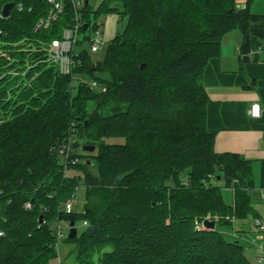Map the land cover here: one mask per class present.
Returning <instances> with one entry per match:
<instances>
[{
  "label": "trees",
  "instance_id": "16d2710c",
  "mask_svg": "<svg viewBox=\"0 0 264 264\" xmlns=\"http://www.w3.org/2000/svg\"><path fill=\"white\" fill-rule=\"evenodd\" d=\"M10 2V16L0 14V264H51L58 223L79 219L87 224L67 237L77 264H252L217 229L258 216L252 163L215 150L203 74L233 30L243 35V61L264 53V13L251 10L253 0H103L102 11L127 18L126 28L103 62L83 49L69 75L47 49L74 24L70 0L48 27H38L48 0L1 1ZM91 14L85 4L82 19L91 23ZM77 74L90 81L76 87ZM113 137L124 142L105 143ZM77 138L98 149L83 164L72 161ZM73 168L85 177L81 215L62 210L80 186ZM223 188L232 190L229 203Z\"/></svg>",
  "mask_w": 264,
  "mask_h": 264
},
{
  "label": "crops",
  "instance_id": "0c3cea01",
  "mask_svg": "<svg viewBox=\"0 0 264 264\" xmlns=\"http://www.w3.org/2000/svg\"><path fill=\"white\" fill-rule=\"evenodd\" d=\"M238 6L246 5L240 1ZM260 8L264 13V8ZM234 31L237 30L224 36L221 54L211 58L204 70L203 83L209 98L207 125L216 131L217 152L237 153L252 163L255 185L249 192L258 216L245 220L241 226L248 230L251 224L247 225V221H253V231L257 232L260 230L255 226V220L260 218L264 222V187L261 185L264 161V53L257 61H243V35H234ZM256 103L261 106L259 117L250 114L252 104Z\"/></svg>",
  "mask_w": 264,
  "mask_h": 264
},
{
  "label": "rangeland",
  "instance_id": "374dc122",
  "mask_svg": "<svg viewBox=\"0 0 264 264\" xmlns=\"http://www.w3.org/2000/svg\"><path fill=\"white\" fill-rule=\"evenodd\" d=\"M1 1L2 0H0V14H1V4H2ZM88 1H89L91 13H92L90 30L92 29L93 24L95 23L100 24V28L102 30V34H103L104 40L106 41V44L103 47V49H101L98 52H92L89 47V44L87 43L84 45V49L88 51V54L93 62L95 63L103 62L106 58L108 43L110 42L111 39L121 34L125 30L126 24H127V18H124L122 15L115 13V12L102 11L101 7H102L103 0H88ZM240 1L242 2L244 1L245 5L248 2V0H237L238 3ZM84 2L85 0H83L82 5H79L80 9H82L85 6ZM260 7L264 8V0H253L251 4V10L253 12L260 11V12H255V13H261V11L263 10ZM21 11H24V9L18 10V12H21ZM83 34L84 32H81L80 36L82 37ZM232 34L234 35L241 34V31L237 30V31H234ZM98 76L100 75L98 74ZM79 80L90 81V78L84 75H81V74H77L75 77L76 87L78 86ZM77 139H78L79 144L74 148L75 149L74 153H76V155L79 157L78 161H80L81 164H83L86 161L87 156L98 154V149L92 154L84 151L83 146L85 145V139L83 138H77ZM123 142H124V139L120 137H113V138L105 139V143H108V144L123 143ZM91 160H92V163L89 166L90 172L93 175H99V170H98L96 160L93 158ZM68 175L70 177L76 176L77 178H79L80 176L81 178L80 186L76 190V201L74 202V207H73V213L76 215H81L82 213H84V203L86 199L84 172L80 171L79 169L73 168V169L68 170ZM212 182L214 185H219V186L223 185L222 181L219 179H214ZM223 190H224L223 192H224L225 200L228 203L231 202L232 201V193H231L232 190H228L226 188H223ZM62 210H65L64 204L62 205ZM251 218L253 217H250V220ZM242 224H244L242 221H236L233 228L224 227L218 224L217 229L224 235V237L228 241L237 242L241 244L245 248L246 254L249 257L252 264H260L258 262V257L259 255H261V246L264 245V230L254 232L253 231V227H254L253 221L251 223H248L247 221V225L251 224L249 227L252 229L250 228H248V230L244 229L245 227H242L241 226ZM83 225H84L83 222L80 221L79 219L76 223L78 232L82 231V229L84 228ZM60 230L62 232V237L59 238V242H58L59 244L58 243L56 244V247L59 250V256L53 259L51 264H60V262H65L66 264H77L76 262L77 245L67 240L70 228L64 222H60ZM261 236H263V238H260ZM109 250H110L109 247H104L101 253L105 251H109Z\"/></svg>",
  "mask_w": 264,
  "mask_h": 264
},
{
  "label": "built area",
  "instance_id": "2783aa9c",
  "mask_svg": "<svg viewBox=\"0 0 264 264\" xmlns=\"http://www.w3.org/2000/svg\"><path fill=\"white\" fill-rule=\"evenodd\" d=\"M50 4V10L45 18H43L40 22L38 27L50 26L51 22L59 18L60 15L65 10V0H48ZM72 3L74 12H75V21L70 27L66 28L63 32L62 38L55 39L51 42L50 46L48 47V54L50 59L58 66V69L62 74L69 75L72 73L73 66L76 64L77 57L84 48L79 45L80 41H84L85 44H89V47L92 52H98L106 44L104 40L102 30L100 28V24H93L92 29L91 23H88L82 19V9L79 8V5H82L83 0H70ZM86 4V0L84 5ZM4 5L1 6V16L3 11ZM14 7V6H13ZM13 9V8H12ZM18 10L24 9V5L19 3L17 5ZM12 11V10H11ZM87 23L86 30L83 29L84 24ZM90 30V31H89ZM81 32H84L83 36L81 37ZM90 86L93 89L105 91L106 87L101 86L96 80H92L90 82ZM250 114L253 117H259L261 115V106L260 104H252L250 108ZM67 149V158H69V151L70 145L65 146L61 153H65ZM69 161V160H68ZM73 163H76L77 159H72ZM76 201V194L72 195V197L67 200L65 205V212L66 213H73L74 202ZM30 205H28L29 207ZM211 219L210 217H208ZM67 226H69V221L64 222ZM84 225L87 224L86 221L83 222ZM256 226L259 228L260 231L264 230V222L260 218L255 220ZM70 228V227H69ZM57 238L59 239L62 237V232L60 230V223L57 225L56 230ZM260 238H263L261 236ZM258 262L260 264H264V245L261 246V255L258 257ZM60 264H66L65 262H60Z\"/></svg>",
  "mask_w": 264,
  "mask_h": 264
},
{
  "label": "water",
  "instance_id": "95a60500",
  "mask_svg": "<svg viewBox=\"0 0 264 264\" xmlns=\"http://www.w3.org/2000/svg\"><path fill=\"white\" fill-rule=\"evenodd\" d=\"M89 1L86 0V4H88ZM14 4L13 3H6L3 7V11H2V15L3 17H9L11 14V10L13 8ZM87 23L84 24L83 29L86 30L87 28ZM83 150L89 153H93L96 150V145L93 144H85L83 146ZM43 216L40 217V223H43ZM204 226L207 229H214L216 226V221L214 220H209V219H205L204 220ZM69 227H70V231H69V235L68 238L73 239L78 235V229L76 227V222L75 220H71L69 222Z\"/></svg>",
  "mask_w": 264,
  "mask_h": 264
}]
</instances>
